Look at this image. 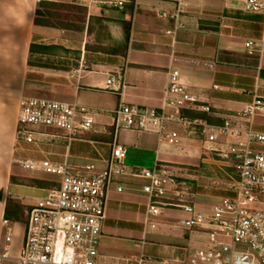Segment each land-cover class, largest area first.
<instances>
[{"label": "crops", "instance_id": "crops-1", "mask_svg": "<svg viewBox=\"0 0 264 264\" xmlns=\"http://www.w3.org/2000/svg\"><path fill=\"white\" fill-rule=\"evenodd\" d=\"M40 1L0 0V192L4 196L3 200L0 199V264H19L17 259L24 243L25 223L10 221L4 225L5 200L10 194L11 178L15 177L13 167L14 157L18 154L21 101L25 97L39 98L37 89L46 86L43 84H68L58 85L60 98L56 101L77 103L98 112L94 115L92 130L70 146L60 134L41 130L38 139L43 141V149L51 159L67 161L76 169L93 164L95 173L99 174L114 165L110 164L114 145L127 148L125 165L128 174L116 177L109 189L101 238L114 249L124 247L125 239L115 236L113 230L140 228L145 237L150 228L145 227L149 198L143 192L149 181L141 172L153 169L156 163L176 165L175 161L180 158L171 151L170 145L159 143L153 130L126 129L116 114L122 105L160 108L168 86V73L176 70L181 74L182 83L202 104L212 109L211 115L197 111H186V115H208L212 119L208 122L215 125L231 119L243 127L249 126L250 119L254 130L264 133V111H257L252 118H242V112L255 102L257 96L264 100V12H246V0H126L120 8L96 4L87 9L83 32L35 26ZM90 22L95 26L88 36ZM126 24L130 25V40L125 55L86 49L87 44L119 47L123 43ZM70 39L76 45L72 50L81 53L78 69L64 72L28 66L32 44L59 46ZM248 42L256 44L253 52L246 49ZM111 77L121 88L120 94L107 90V81ZM174 127L170 125L168 128L176 130ZM182 136L183 142L195 145L186 148L184 156L198 163L184 166L193 169L192 172L179 167L180 183L171 187L187 186L194 191L192 187H200L196 183L199 165L209 164L211 158H215L196 146L201 143L207 149L199 133ZM22 146L32 149L29 145ZM23 155L43 158L37 153ZM119 187L122 192L117 191ZM212 192L205 195L195 192L196 207L205 203L204 200H214L217 194ZM119 194L125 196L119 199ZM11 223L15 224L12 230ZM8 234L12 237L9 244L6 243ZM135 246L140 249L138 256L100 255V264H138L141 257L146 259L145 264H152L151 252L158 254L156 264L179 262L177 248L166 246V251L158 252L150 249L156 245L143 241Z\"/></svg>", "mask_w": 264, "mask_h": 264}, {"label": "built area", "instance_id": "built-area-1", "mask_svg": "<svg viewBox=\"0 0 264 264\" xmlns=\"http://www.w3.org/2000/svg\"><path fill=\"white\" fill-rule=\"evenodd\" d=\"M73 1L88 10L96 4L120 8L126 3V0ZM245 11L264 12V0H246ZM245 46L253 52L256 44L248 42ZM115 82L111 77L106 88L120 94L121 88ZM186 111L212 114L211 107L202 104L182 83L180 72L170 70L160 108L122 105L116 114L126 129L153 130L160 144L177 146L182 134L199 133L207 151L228 170L231 194L219 199L209 210L199 209L194 204L197 194L191 188L169 189L180 183L179 168L156 163L153 169L141 172L149 181L143 188L149 198L145 227L156 228L166 209L177 208L187 215L186 220L178 222L180 226L206 236L186 264H264V133L255 131L250 119L248 127L231 119L215 125L190 117ZM257 111H264V100L258 96L242 112L243 120L252 118ZM94 124L92 109L83 105L47 98L22 99L18 115V154L14 157V164L59 179L55 181V188L48 189L47 196L25 207V236L17 259L19 264H100L108 192L116 177L128 174L125 165L127 148L114 145L110 161L114 165L96 174L93 164L76 169L67 161L51 159L43 149V141L38 139L40 131L45 129L63 136L70 146L90 132ZM170 125L181 130H171ZM26 152L43 155V158L24 156ZM117 191L122 192V187ZM8 224L9 221L5 220L4 225ZM11 240V234H8L6 243ZM6 253L7 248L4 257ZM145 262L144 257L138 260V264Z\"/></svg>", "mask_w": 264, "mask_h": 264}, {"label": "rangeland", "instance_id": "rangeland-1", "mask_svg": "<svg viewBox=\"0 0 264 264\" xmlns=\"http://www.w3.org/2000/svg\"><path fill=\"white\" fill-rule=\"evenodd\" d=\"M54 3L59 4H65V5H77L73 0H49ZM78 6V5H77ZM76 32V31H75ZM79 32V31H78ZM63 45L65 49H75L76 45L75 43L70 39L69 43L65 44H59V46ZM73 51V50H72ZM77 51V50H74ZM62 77L64 75L62 74ZM31 85V84H30ZM46 86H42L37 89V95H39V98H47L52 100H59V90L60 88L58 85H68L61 82H52V83H46L43 84ZM94 115H98V112L93 111ZM178 132L181 130L178 126L175 125L174 127ZM180 144L177 146H171L170 149L174 153H177V155L180 156L179 161H175L176 166L179 168L181 166H188L189 164L196 165L197 161H191L187 159L186 156H184V151L186 148L195 147V145L191 142L185 141L183 142L184 138L181 136L180 138ZM201 150L205 151V153L209 154L207 149L205 150L202 147V144L199 143L196 145ZM180 171V169H179ZM198 171V179L196 181L197 184H200V187L198 188L197 185L191 187L194 189V191L198 194H208L211 191L212 193L217 194V199L214 200L207 199L204 200L205 203L198 204V208L202 210H209L210 206L214 204L215 202H218V198L224 197L229 195V187H230V178L228 170L223 166L221 163L216 162L215 159L211 158V161L206 164L199 165ZM13 175L19 179H29V180H45V181H57L59 179L58 176L46 174L43 172H36L31 170H26L21 168L19 165H14L13 167ZM169 189H172L170 186ZM210 191V192H209ZM10 195L13 197L14 201L19 203L23 206H30L36 202H38L43 197L47 196L48 190L46 189H40L33 186L23 185L18 182H12L10 191ZM211 193V194H212ZM118 198H123L125 194H119L117 195ZM187 215L180 209L177 208H168L166 209V212L164 216H162L160 219H158L159 225L156 228L150 227L148 229V233L146 236H142L141 229H134L133 231L129 230H123V229H117L113 230L115 236L119 238L125 239L124 247H120L119 249H114V247H111L106 242H100V255H107V256H113L114 254L118 256H138L140 249L135 246L141 245V241L146 242L147 244H153L156 245V248H150V249H156L158 252L160 251H166V246L173 248H177L176 256L179 259L178 264H186L191 255L195 253L196 250H198L206 238V236L203 233H199L196 231H190L185 229L184 227L180 226L178 222L186 220ZM141 222V221H139ZM14 223L10 224V229L14 227ZM21 228L22 231H24L23 227ZM134 241V242H131ZM238 249H242V247H238ZM169 253L166 252V254ZM151 257L150 260H153L152 264H156V254L153 255V252L149 253ZM160 256V255H159ZM166 257V255H165Z\"/></svg>", "mask_w": 264, "mask_h": 264}, {"label": "trees", "instance_id": "trees-1", "mask_svg": "<svg viewBox=\"0 0 264 264\" xmlns=\"http://www.w3.org/2000/svg\"><path fill=\"white\" fill-rule=\"evenodd\" d=\"M87 12V7L85 6L63 5L49 0H41L36 12L35 26L52 28L61 31L83 32L87 20ZM94 26V23H89L87 30L88 36H91ZM125 27L123 43L119 47L105 48L101 45L91 46L87 44L86 49L95 52L125 55L127 53L130 40V25L126 24ZM80 60L81 53L78 51L65 49L64 47L58 45L32 44L30 47L28 66L31 69L36 68L70 72L74 69H78ZM187 115L193 118H203L204 120L210 122L212 121L211 117L204 114L195 115L187 113ZM181 168L185 169L186 167ZM186 170H188V172H192L191 170L193 169L186 168ZM11 181L46 190L57 186V183L53 181L19 179L13 176ZM0 199H4L2 192H0ZM5 201V219L9 222L25 223V206L14 201L10 194L6 196Z\"/></svg>", "mask_w": 264, "mask_h": 264}]
</instances>
